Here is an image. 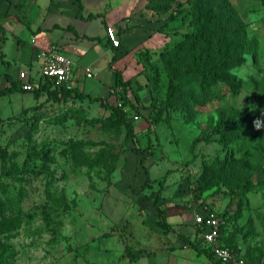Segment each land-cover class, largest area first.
I'll list each match as a JSON object with an SVG mask.
<instances>
[{"label": "rangeland", "instance_id": "rangeland-1", "mask_svg": "<svg viewBox=\"0 0 264 264\" xmlns=\"http://www.w3.org/2000/svg\"><path fill=\"white\" fill-rule=\"evenodd\" d=\"M228 1L252 52L239 67L212 73L240 86L173 107L165 104L171 71L197 56L179 46L189 4L137 0L129 15L139 20L119 44L132 133L114 112L115 82L82 99L32 90L0 97V223L13 220L0 235V264H89L101 252L134 262L165 251L158 207L168 223L173 208L225 214L228 242L248 261H264V0ZM241 185L251 189L235 197ZM152 192L156 205L145 197Z\"/></svg>", "mask_w": 264, "mask_h": 264}, {"label": "crops", "instance_id": "crops-1", "mask_svg": "<svg viewBox=\"0 0 264 264\" xmlns=\"http://www.w3.org/2000/svg\"><path fill=\"white\" fill-rule=\"evenodd\" d=\"M80 1L84 17L88 14L97 17H77V0H0V89L9 85L7 78L18 81L20 71L36 77L42 53L50 45L56 46L75 63L72 88L79 92H107L115 82L110 68L122 71L123 77L129 75L127 67L119 69L121 45L113 47L106 40L105 28L113 26L122 44L127 37L124 33L126 25L139 20L129 15L137 0ZM131 39L134 38L128 40ZM86 68L90 69L91 77L86 76ZM194 213L202 214L204 211L200 209ZM193 214L192 218L187 214L180 215L175 208L168 212L174 232L168 234L169 249L165 251L141 256L134 262L124 258L120 252L93 253L89 264H217L184 240H196ZM150 246L153 248L151 251L159 248Z\"/></svg>", "mask_w": 264, "mask_h": 264}, {"label": "trees", "instance_id": "trees-1", "mask_svg": "<svg viewBox=\"0 0 264 264\" xmlns=\"http://www.w3.org/2000/svg\"><path fill=\"white\" fill-rule=\"evenodd\" d=\"M189 4L185 17L188 18L187 26L189 32L183 35V39L179 46L185 48H193L197 51L194 55L195 59H190L182 67H175L171 71L168 79L167 88L165 91L166 106H179L180 101L184 99L190 101H197L202 96L215 95L219 96V90L223 88H235L240 86L241 82L235 79H228L224 75L215 76L213 70L221 69L227 71L229 68H237L245 59V55L252 52V44L247 34L246 25L237 20L235 12L231 8L228 0H186ZM78 2L77 17L83 19H91L97 17L95 14H88L84 17L81 14L82 4ZM150 9H158V6L153 2L148 4ZM161 10L166 11L170 8V4L166 3L161 6ZM115 77L114 90L118 95L120 105L114 109L118 119L126 123L128 132L132 133V126L126 118L128 113L125 105L128 103L125 94V87L128 80H123L119 71L110 68ZM9 85L0 89V97L10 94L14 91L24 92L18 81L7 78ZM205 80H208L206 83ZM206 83V84H205ZM219 83V84H218ZM118 86L122 87V92ZM32 92L36 95L46 93L47 99L59 101L67 97H78L80 99L86 97L75 88H62L60 94L56 89L50 88L48 83H38ZM264 94V87H263ZM95 100L103 101L101 97ZM161 110H157V115H160ZM218 132H224V129L218 127ZM148 155V154H147ZM149 157V156H147ZM149 178L147 177L141 188L149 186ZM251 187L241 185L238 190L234 191V196H242L247 193ZM146 198L153 199L154 205L159 201V194L152 192ZM158 215L160 218V225L168 232H174L171 225L166 221L164 209L158 207ZM227 219L225 214H222ZM12 219L4 218L0 223V235L9 229ZM221 235V242L234 250H237L234 245L228 242V233L226 228L223 229ZM191 247L200 252L206 253L209 257L211 255L206 249L197 247V240L193 244L189 240L184 239ZM3 249L0 246V256Z\"/></svg>", "mask_w": 264, "mask_h": 264}, {"label": "built area", "instance_id": "built-area-1", "mask_svg": "<svg viewBox=\"0 0 264 264\" xmlns=\"http://www.w3.org/2000/svg\"><path fill=\"white\" fill-rule=\"evenodd\" d=\"M105 38L113 47H118L120 44L113 26L105 28ZM42 56L41 66L36 77L29 76L25 71L18 73V82L21 88L25 91H31L39 82L48 83L50 88L58 91V94L62 88H72L75 66L73 60L61 53L54 45H50L42 53ZM85 73L87 77H91L89 68H86ZM117 104L119 106L120 102L118 101ZM134 118L137 119L138 116L134 115ZM225 220L224 216L210 212L194 213L193 223L197 229L198 247L206 249L217 264H264V261H248L237 250L231 249L221 242V231L226 228Z\"/></svg>", "mask_w": 264, "mask_h": 264}, {"label": "clouds", "instance_id": "clouds-1", "mask_svg": "<svg viewBox=\"0 0 264 264\" xmlns=\"http://www.w3.org/2000/svg\"><path fill=\"white\" fill-rule=\"evenodd\" d=\"M254 123H255V126H256L257 128H260V127L262 126V122L257 123V122L255 121Z\"/></svg>", "mask_w": 264, "mask_h": 264}]
</instances>
